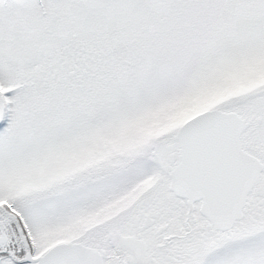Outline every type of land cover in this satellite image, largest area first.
Returning a JSON list of instances; mask_svg holds the SVG:
<instances>
[{
    "label": "snow or ice",
    "instance_id": "6c2138e0",
    "mask_svg": "<svg viewBox=\"0 0 264 264\" xmlns=\"http://www.w3.org/2000/svg\"><path fill=\"white\" fill-rule=\"evenodd\" d=\"M0 264H264V0H0Z\"/></svg>",
    "mask_w": 264,
    "mask_h": 264
}]
</instances>
